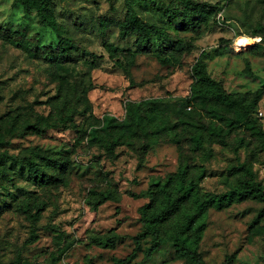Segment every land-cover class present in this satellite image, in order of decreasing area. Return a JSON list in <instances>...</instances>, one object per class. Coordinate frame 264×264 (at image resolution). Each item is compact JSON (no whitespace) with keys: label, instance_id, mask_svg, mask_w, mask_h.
I'll use <instances>...</instances> for the list:
<instances>
[{"label":"rangeland","instance_id":"obj_1","mask_svg":"<svg viewBox=\"0 0 264 264\" xmlns=\"http://www.w3.org/2000/svg\"><path fill=\"white\" fill-rule=\"evenodd\" d=\"M194 1L216 8L196 26L172 18L184 10L175 0L132 2L143 21L170 35L148 50L137 36H120L125 0H49L63 34L82 49L52 62L41 55L57 48V34L35 11L0 0V264H188L168 242L152 256L150 238L136 246L154 179L188 166L202 197L250 179L264 190V0ZM222 40L232 45L221 49ZM201 57L248 125L231 127L234 109L193 97ZM130 105L143 128L132 123ZM45 158L64 170L47 168ZM28 159L57 180L33 179ZM94 192L116 200L95 209ZM29 207L42 209L36 223ZM263 209L252 198L209 208L199 246L205 263L264 264ZM96 238H113L114 246Z\"/></svg>","mask_w":264,"mask_h":264},{"label":"trees","instance_id":"obj_2","mask_svg":"<svg viewBox=\"0 0 264 264\" xmlns=\"http://www.w3.org/2000/svg\"><path fill=\"white\" fill-rule=\"evenodd\" d=\"M133 1L125 0L127 5L126 16L124 21L119 24L121 38L135 35L138 37V46L148 50L153 47V39H170V35L164 27L150 24L139 17L133 9ZM175 1L181 3L184 10L181 13H173L172 18L185 26L198 25L197 23L200 20H207V16L216 9L213 5L205 2L197 3L194 0ZM15 2L27 14L35 11L40 24L45 28H50L57 34V48L41 55L45 60L64 62L68 59L70 53L82 51L74 40L66 37L61 31L60 24L52 13L49 0H15ZM100 27L101 31L105 32L110 27V22L100 21ZM231 45V41L222 40L220 48L225 49ZM258 46L256 45L252 49ZM108 49L110 52L116 50L111 46H108ZM203 57L192 68V73L197 80L193 97L197 100H207L210 103L234 109L236 117L230 120L231 127L248 125L251 121L243 115V108L240 103L233 96L227 94L223 86L210 76ZM189 109L192 110V107H189ZM130 114L132 123L140 129L143 128V118L140 115V110L130 105ZM88 136L93 140L97 138L95 131L89 132ZM193 139L196 148L200 149L202 146L201 139L199 137ZM44 160L47 162V168H55L59 171H63L65 168L64 163L60 160L50 158ZM47 168L39 167L32 159L26 161L27 172L33 179L40 182L54 183L58 175L49 174L46 171ZM242 171L252 175L250 169L245 165L242 166ZM188 174V166H181L176 177L170 176L164 182L160 179L153 180L152 188L154 187L156 190L151 189L145 195L152 202L140 210L143 231L134 238V241L138 247L142 239H151L152 245L148 250V256H152L162 245L168 242L172 245L178 259L185 260L188 264H206L199 251V246L206 228L207 210L209 208L223 210L236 202H242L250 198L264 203V190L260 184L250 179L242 188H236L220 195L210 194L202 197L197 192V184L193 180H187ZM93 196L97 197L94 203L95 209L107 201L116 200L110 192H94ZM157 196L162 197L160 202H157ZM188 200L191 202V207H188L186 203ZM41 211L42 209L39 207L35 208L34 212L31 211L30 207L27 208V213L33 223L38 221ZM262 216H264V209L260 218ZM95 240L104 247L114 246L113 238L107 240L96 238ZM116 262L117 264L125 263L123 260H116Z\"/></svg>","mask_w":264,"mask_h":264},{"label":"built area","instance_id":"obj_3","mask_svg":"<svg viewBox=\"0 0 264 264\" xmlns=\"http://www.w3.org/2000/svg\"><path fill=\"white\" fill-rule=\"evenodd\" d=\"M236 46H237V41H236ZM237 48V47H236Z\"/></svg>","mask_w":264,"mask_h":264}]
</instances>
